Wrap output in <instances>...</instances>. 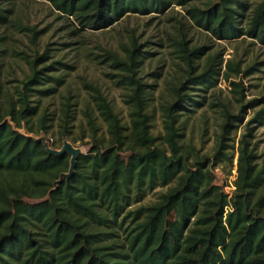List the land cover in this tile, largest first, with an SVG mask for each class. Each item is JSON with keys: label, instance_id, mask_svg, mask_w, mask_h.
Instances as JSON below:
<instances>
[{"label": "trees", "instance_id": "1", "mask_svg": "<svg viewBox=\"0 0 264 264\" xmlns=\"http://www.w3.org/2000/svg\"><path fill=\"white\" fill-rule=\"evenodd\" d=\"M48 1L78 26L99 29L130 12H161L189 0ZM248 8V0H207L204 8L192 6L187 12L216 38L248 35L264 44V0L255 3L243 24ZM6 19L0 8V24ZM22 29L33 31V38L38 32ZM140 46L132 38L124 56L108 51L119 69L116 84L128 89V121L91 85L93 104L83 108L90 146L78 155L72 175L57 183L70 155L50 153L37 136L47 133L54 119L39 111L40 97L56 91L62 74L49 72L54 61L42 63L45 54H35L14 91L0 82V264H264V165L258 164L250 140L251 123L264 124V107L246 121L235 147L226 140L245 105L235 114L223 103L212 155L190 153L180 141L186 124L181 117L203 102L190 90L211 88L223 76L241 92V82L231 79L242 71L239 62L211 54L200 65L196 60L204 47L189 46L182 35L177 48L187 74L172 85L173 99L161 104L163 133L156 136L148 111L151 91L139 74L150 52ZM62 103L56 116L58 142L47 138L53 148L65 136L76 139L70 96ZM234 151L236 174L229 194L214 181L212 167L231 163ZM172 181L154 201L133 206Z\"/></svg>", "mask_w": 264, "mask_h": 264}, {"label": "rangeland", "instance_id": "2", "mask_svg": "<svg viewBox=\"0 0 264 264\" xmlns=\"http://www.w3.org/2000/svg\"><path fill=\"white\" fill-rule=\"evenodd\" d=\"M248 1L249 8L245 12L243 24L258 0ZM206 4L207 0H189L183 5L171 3L161 12H130L109 26L93 29L78 26L74 17L59 13L48 0H0V8L7 18L0 24V82L12 92L31 70L28 59L35 54H45L42 63L54 61V67L49 72L62 74L63 81L52 95L40 97L39 111H46L54 119L49 131L39 134L37 138L44 136L46 141L48 138L58 142L56 116L61 112L62 102L70 96L75 114L71 129L76 139L65 136L62 144L67 139L81 152H86L90 137L87 135L83 108L93 104L90 101V93L93 92L91 85L99 88L112 102L124 122L128 121V107L124 102L128 89L116 84L119 69L113 65L108 51L124 56L125 48L132 38H136L140 47L150 52L143 60L139 74L148 84L146 88L151 91L148 106L151 131L160 136L163 133L161 104L173 99L172 85L178 84L187 74L186 64L177 48L178 39L184 35L189 46L204 47L200 58L196 60L200 65L206 62L209 55L218 54L223 62L226 59L239 62L242 71L238 75L233 73L231 77L241 82V92L237 87L233 90L223 76H219L211 88L196 87L190 90L194 98L203 102L202 105H191L192 109L181 117L186 124L180 141L190 153L212 155L219 142L224 120L223 103L235 114L239 112L240 106L245 105L242 120L230 131L229 139L226 140L235 147L246 128V121L256 110L264 107V101H261L264 95V44L248 35L231 39L216 38L196 26L187 10L192 6L204 8ZM22 26L37 30L36 37L33 38V31L22 29ZM97 121L103 131L105 123L99 116ZM251 126V144L258 155V164L264 165V124L253 122ZM19 129L25 131L24 128ZM212 169L214 181L230 194L236 174V151L231 163L223 162ZM173 182L156 186L133 206L154 201Z\"/></svg>", "mask_w": 264, "mask_h": 264}, {"label": "water", "instance_id": "3", "mask_svg": "<svg viewBox=\"0 0 264 264\" xmlns=\"http://www.w3.org/2000/svg\"><path fill=\"white\" fill-rule=\"evenodd\" d=\"M39 140H42L47 148V150L50 153L56 154V155H62L65 152L70 154V163L67 171H62L59 175V178L55 180V183L61 181L63 178H68L69 176L72 175L75 166H76V161L78 155L81 153V149L75 145H73L69 140L65 139L63 141V144L61 145L60 148H53L51 147L44 136L38 137Z\"/></svg>", "mask_w": 264, "mask_h": 264}]
</instances>
